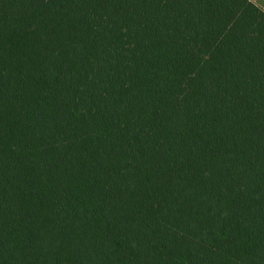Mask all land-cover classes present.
Instances as JSON below:
<instances>
[{"label":"trees","instance_id":"1","mask_svg":"<svg viewBox=\"0 0 264 264\" xmlns=\"http://www.w3.org/2000/svg\"><path fill=\"white\" fill-rule=\"evenodd\" d=\"M0 264H264V9L0 0Z\"/></svg>","mask_w":264,"mask_h":264},{"label":"crops","instance_id":"2","mask_svg":"<svg viewBox=\"0 0 264 264\" xmlns=\"http://www.w3.org/2000/svg\"><path fill=\"white\" fill-rule=\"evenodd\" d=\"M254 2L264 9V0H254Z\"/></svg>","mask_w":264,"mask_h":264}]
</instances>
